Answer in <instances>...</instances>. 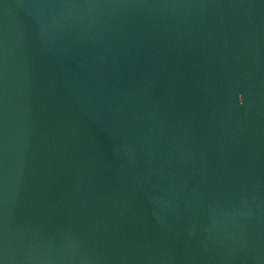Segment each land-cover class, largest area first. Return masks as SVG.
I'll list each match as a JSON object with an SVG mask.
<instances>
[{
  "label": "water",
  "instance_id": "obj_1",
  "mask_svg": "<svg viewBox=\"0 0 264 264\" xmlns=\"http://www.w3.org/2000/svg\"><path fill=\"white\" fill-rule=\"evenodd\" d=\"M0 264H264V0H0Z\"/></svg>",
  "mask_w": 264,
  "mask_h": 264
}]
</instances>
